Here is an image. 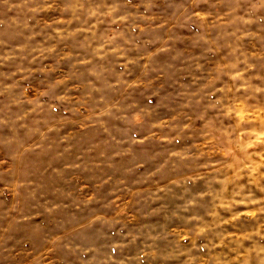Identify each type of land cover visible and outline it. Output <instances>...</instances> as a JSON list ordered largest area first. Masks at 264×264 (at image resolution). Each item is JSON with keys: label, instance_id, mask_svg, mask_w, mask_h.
<instances>
[{"label": "clouds", "instance_id": "9594fccd", "mask_svg": "<svg viewBox=\"0 0 264 264\" xmlns=\"http://www.w3.org/2000/svg\"><path fill=\"white\" fill-rule=\"evenodd\" d=\"M0 13V264H264V0Z\"/></svg>", "mask_w": 264, "mask_h": 264}, {"label": "rangeland", "instance_id": "374dc122", "mask_svg": "<svg viewBox=\"0 0 264 264\" xmlns=\"http://www.w3.org/2000/svg\"><path fill=\"white\" fill-rule=\"evenodd\" d=\"M0 15H3V13H0ZM8 15H15V13H8ZM9 135H11V132L7 127H0V141L6 139ZM10 203H12V197L10 195H8L7 193L0 195V208L7 207ZM157 222L158 223L161 222V219L158 218ZM51 223H52L51 218L49 217L43 218V225L51 226ZM34 229H35V225L33 224L22 225L20 227L19 232L17 233V238L23 236L24 239L26 240L34 239L35 238ZM56 255L59 257H64L65 253L63 252V250H57Z\"/></svg>", "mask_w": 264, "mask_h": 264}]
</instances>
